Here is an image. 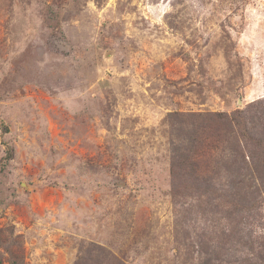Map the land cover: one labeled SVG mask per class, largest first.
<instances>
[{
	"label": "rangeland",
	"instance_id": "374dc122",
	"mask_svg": "<svg viewBox=\"0 0 264 264\" xmlns=\"http://www.w3.org/2000/svg\"><path fill=\"white\" fill-rule=\"evenodd\" d=\"M257 100L264 0H0L2 264H237L241 216L174 202L167 118Z\"/></svg>",
	"mask_w": 264,
	"mask_h": 264
},
{
	"label": "trees",
	"instance_id": "16d2710c",
	"mask_svg": "<svg viewBox=\"0 0 264 264\" xmlns=\"http://www.w3.org/2000/svg\"><path fill=\"white\" fill-rule=\"evenodd\" d=\"M254 107L258 108L259 114ZM215 117L221 124L218 128L213 124ZM167 121L172 130L170 143L174 202L192 205L194 201L200 206L213 203L216 211L225 212L223 208L227 209L223 218L227 216V211L233 214L235 211L236 215L241 216L238 232L245 234L244 237L240 235V239L249 252L239 254L231 260L237 264H264V252L255 247L259 235L255 237L252 225L247 226L252 222L250 217L256 215L254 211L258 210V204L263 201L264 100H257L232 114L226 111H173L168 114ZM221 128L224 130L220 134L223 138L222 151L216 148L213 151L214 159H205L207 152L203 145L204 139L208 137L207 134L214 133L216 138L218 129ZM253 176L260 179L261 187L257 194L253 193L250 187L249 180ZM180 198H183L182 201ZM188 199L190 201H187ZM258 200L261 202L257 203ZM224 220L227 222L225 218ZM229 224L230 221L224 226L228 227ZM231 236L232 234H229V238ZM223 240H220V243ZM227 263L220 260L218 262Z\"/></svg>",
	"mask_w": 264,
	"mask_h": 264
}]
</instances>
